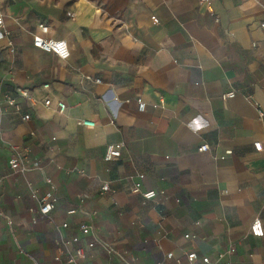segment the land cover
<instances>
[{"label":"crops","instance_id":"0c3cea01","mask_svg":"<svg viewBox=\"0 0 264 264\" xmlns=\"http://www.w3.org/2000/svg\"><path fill=\"white\" fill-rule=\"evenodd\" d=\"M0 9L9 33L0 264H72L77 249V264H187L193 252L264 264V236L250 231L257 218L264 229V151L254 148L264 146V0H0ZM34 36L66 41L70 57L34 47ZM109 144L123 148L108 163ZM16 155L25 172L10 168ZM48 179L57 203L42 216ZM149 191L156 198L144 199Z\"/></svg>","mask_w":264,"mask_h":264},{"label":"built area","instance_id":"2783aa9c","mask_svg":"<svg viewBox=\"0 0 264 264\" xmlns=\"http://www.w3.org/2000/svg\"><path fill=\"white\" fill-rule=\"evenodd\" d=\"M202 3H210L211 0H201ZM240 3H246L250 0H238ZM5 19H4V15L0 9V39H4L6 37H8L9 33H7L5 30ZM260 28L262 31H264V21L260 23ZM41 30L43 31V33H47L48 31V27L41 25ZM34 47L42 50L45 53H49V54H53L56 57H58L60 60H67L70 57V50H69V46L67 44L66 41H62V40H52V39H46L43 38L41 36H34ZM99 82V81H97ZM46 88L48 86H45ZM20 94L24 97V98H28L30 99V96L28 94L27 91H20ZM236 95V93L234 91L226 93L223 95V100L227 101L229 99L234 98ZM6 102L9 106L12 107H16L17 110L18 107L16 106V103L13 99H11L10 97L6 98ZM138 103V110L140 112H144L146 110V103L142 100V99H138L137 100ZM45 106L47 107H51L52 106V101L50 99L45 100L44 102ZM58 110L60 113L64 112L66 110V105L63 102H59L57 104ZM155 108L158 107V105H154ZM24 120H28L29 116L26 115L23 118ZM79 125L81 126H86V127H94L95 124L94 123H90L87 121H80ZM0 134H1V125H0ZM122 148L123 145L122 144H109L106 148V152H105V156H104V161L105 162H113L116 161L117 159H119L121 157V152H122ZM254 148L256 151H264V146L262 143H255L254 144ZM209 150V147L207 145H204L200 148L201 152H207ZM227 155L231 154V151H227L226 152ZM10 168L12 170H18L20 172H25L26 171V162H25V158H22L18 155L13 156L10 159ZM144 179V175H139V181L135 183L133 192L136 194H139L141 192V188H142V180ZM46 183L49 185V190L41 197L39 198V205H40V209H39V213L42 216H49L55 209L56 207V203H57V198L54 195V191H55V186L53 185L52 181L50 179H48L46 181ZM102 190L104 192H108L110 190V187L107 183H105L102 186ZM143 198L146 200H152L154 198H156L157 193L156 191H149V192H145L142 194ZM75 213V211H71L69 212V214H73ZM64 227H67V224L64 225ZM80 230L81 233L83 235V237L87 238V237H91L92 236V229L88 224H82L80 226ZM251 234L254 237H263L264 236V229H263V225H262V220L260 218L255 219V221L252 223L251 225ZM95 239L94 241H91L88 244L89 248H93L95 246ZM105 249L108 250L107 246H104ZM84 257V251L83 249H77L76 250V254L75 256H71L68 260L69 263L72 264H77L79 259H82ZM167 259L168 260H172L174 259V255L173 253H169L167 255ZM60 258L56 257V261H59ZM164 264H169V263H164ZM187 264H212L211 260L209 257H200L197 253L193 252V253H189L187 255Z\"/></svg>","mask_w":264,"mask_h":264}]
</instances>
